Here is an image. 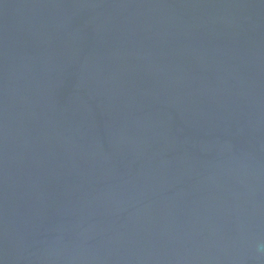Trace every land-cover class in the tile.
Listing matches in <instances>:
<instances>
[{
  "label": "water",
  "instance_id": "1",
  "mask_svg": "<svg viewBox=\"0 0 264 264\" xmlns=\"http://www.w3.org/2000/svg\"><path fill=\"white\" fill-rule=\"evenodd\" d=\"M0 264H264V0H0Z\"/></svg>",
  "mask_w": 264,
  "mask_h": 264
}]
</instances>
